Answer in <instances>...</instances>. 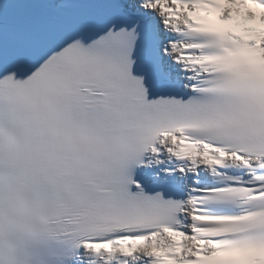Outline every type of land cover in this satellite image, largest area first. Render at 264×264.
Here are the masks:
<instances>
[{
    "label": "snow or ice",
    "instance_id": "snow-or-ice-1",
    "mask_svg": "<svg viewBox=\"0 0 264 264\" xmlns=\"http://www.w3.org/2000/svg\"><path fill=\"white\" fill-rule=\"evenodd\" d=\"M0 264H264V0H0Z\"/></svg>",
    "mask_w": 264,
    "mask_h": 264
}]
</instances>
